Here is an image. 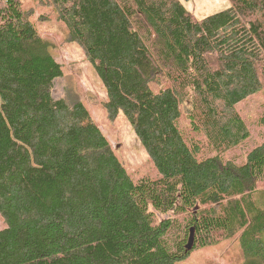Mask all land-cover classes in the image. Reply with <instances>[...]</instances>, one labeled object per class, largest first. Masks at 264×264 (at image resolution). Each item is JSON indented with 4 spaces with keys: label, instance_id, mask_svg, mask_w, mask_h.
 I'll return each mask as SVG.
<instances>
[{
    "label": "trees",
    "instance_id": "trees-1",
    "mask_svg": "<svg viewBox=\"0 0 264 264\" xmlns=\"http://www.w3.org/2000/svg\"><path fill=\"white\" fill-rule=\"evenodd\" d=\"M227 1L198 20L179 0H50L158 173L133 181L88 108L54 97L62 67L33 9L0 0V113L65 205L5 223L0 264H179L236 236L264 264V142L223 157L249 138L236 105L264 89V0Z\"/></svg>",
    "mask_w": 264,
    "mask_h": 264
},
{
    "label": "rangeland",
    "instance_id": "rangeland-1",
    "mask_svg": "<svg viewBox=\"0 0 264 264\" xmlns=\"http://www.w3.org/2000/svg\"><path fill=\"white\" fill-rule=\"evenodd\" d=\"M184 9L200 20L230 7L227 0H179ZM33 9L32 22L38 35L51 44V54L62 67L63 76L54 82L53 95L67 101L80 100L90 111L97 126L133 181L154 179L158 173L133 133L130 124L119 114L110 120L103 104L105 90L84 52L70 41L65 26L58 21L50 0H21ZM184 107V108H183ZM182 110L186 107L183 105ZM246 123L249 138L243 146L227 151L226 160L241 163L246 153L264 142V89L236 105ZM186 126V121L183 119ZM258 204H264V189L254 195ZM51 204L53 209L65 205L53 182L41 167L36 156L20 134L18 127L0 113V229L9 220H23L39 216ZM29 209L27 212L26 210ZM33 213V214H30ZM23 219H20L23 217ZM16 217H20L18 220ZM171 217L158 215V219ZM16 219V220H15ZM264 240V237H263ZM238 237L224 240L214 246L196 249L179 264H247ZM178 264V263H177Z\"/></svg>",
    "mask_w": 264,
    "mask_h": 264
},
{
    "label": "water",
    "instance_id": "water-1",
    "mask_svg": "<svg viewBox=\"0 0 264 264\" xmlns=\"http://www.w3.org/2000/svg\"><path fill=\"white\" fill-rule=\"evenodd\" d=\"M192 241H193V237L190 236L189 241H188V243L185 246L187 251H190L192 249V247H193V242Z\"/></svg>",
    "mask_w": 264,
    "mask_h": 264
}]
</instances>
